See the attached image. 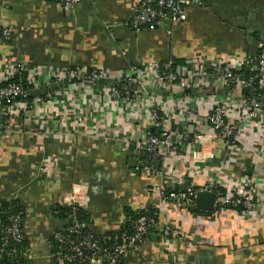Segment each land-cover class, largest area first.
<instances>
[{
  "label": "crops",
  "instance_id": "0c3cea01",
  "mask_svg": "<svg viewBox=\"0 0 264 264\" xmlns=\"http://www.w3.org/2000/svg\"><path fill=\"white\" fill-rule=\"evenodd\" d=\"M154 1L84 0L67 12L54 1L0 0V29L12 31L10 41L0 39V83L9 82L14 78L9 73L22 67L27 82L32 75L34 84L26 98L9 103L8 109L16 105L21 110L17 115L4 122L0 117V202L17 200L25 209L29 264H57L50 239L64 230L66 221L52 209L73 195L89 217L87 227L99 235L118 231L127 210L158 212V228L116 264H264V194L247 217L227 207L194 213L189 205L165 202L158 195L211 181L227 186L244 178L264 187V126L257 127L259 119H253L245 143L230 149L205 127L189 122L188 140L177 142L180 131L173 129L170 138L178 148L172 165H147L139 140L160 132L148 123V113L158 110L165 124L172 123L163 92H152L145 105L131 107L108 99L92 84L66 78L71 67L97 68L114 81L131 64L162 66L175 59L186 65L193 57L213 64L216 58L252 56L264 40V0H202L201 6L186 10L185 22L162 23L140 35L112 27ZM51 90L56 91L53 101L47 98ZM183 95L186 101L200 99L195 111L201 118L212 105L230 107L234 100H212L199 89ZM26 105L30 113L23 112ZM49 162L53 168L41 169ZM169 170L180 177L170 176ZM165 227L180 234L166 238Z\"/></svg>",
  "mask_w": 264,
  "mask_h": 264
},
{
  "label": "built area",
  "instance_id": "2783aa9c",
  "mask_svg": "<svg viewBox=\"0 0 264 264\" xmlns=\"http://www.w3.org/2000/svg\"><path fill=\"white\" fill-rule=\"evenodd\" d=\"M84 0H59V5L67 11L74 12L77 6ZM191 5H202V0H156L153 3H145L139 11L132 14L121 23H114L131 29L135 35H140L146 28H156L162 23L170 25L180 24L186 21V10ZM110 28L111 26L108 25ZM12 39L10 28L2 29V41ZM257 51L252 56L233 57L228 61L216 58L213 64L206 57H193L186 65H178L175 68L174 61L165 62L160 70L157 64L144 66L142 64L131 65L127 72L122 73L114 81L107 79L97 68L93 71H85L71 67L67 70L66 78L69 81L92 84L94 88L107 93L110 100L118 99L126 102L128 106L134 104L145 105L148 95L153 92H163V103L171 111L172 123L164 122L158 110L150 111L147 115L148 123L161 129V135L149 134L139 140V145L147 153V165L150 161H159L167 169L172 165L173 156L177 152V143L171 140L174 135L173 129L179 132L177 142L188 140L190 135L185 132L189 122H196L205 127L217 143L224 148L230 149L236 144H244L250 132L253 119L257 118V127L264 126V40L258 41ZM23 68H16L9 76L16 77L21 74ZM27 85L32 87V75L29 76ZM111 81V82H110ZM39 87V86H35ZM199 89L202 95L209 99H221L223 96L234 99L230 107L223 102L214 104L204 118L196 113L197 103L200 99L186 101L184 93L188 90ZM21 81L0 88V100L4 99L13 105L20 97L26 98L29 94ZM236 96V97H235ZM50 101L55 100L56 91L51 90L47 94ZM17 100V101H16ZM256 100H259L257 102ZM13 109L1 108L7 118L17 115L18 106ZM234 109V110H231ZM240 111V115H236ZM24 113H30L29 106L23 109ZM176 134V133H175ZM199 138L200 134H193ZM117 138L128 141V137L117 135ZM262 142V141H261ZM259 142V143H261ZM53 168V163H46L43 168ZM169 175L180 177L177 171L169 170ZM210 191L216 194V210L231 208L236 210L243 207L245 212L242 217L253 215L258 206L259 197L264 194V187L260 188L250 183L247 178L241 182L228 183L222 186L218 181H211L201 187L189 186L185 192L165 194L162 190L159 197L165 202L176 204H194L198 192ZM64 205L78 208L76 197H65ZM239 214V213H238ZM20 216L9 218V224L2 228L5 247L8 241L21 243L24 240V231L21 228ZM156 228L158 223L149 216H140L133 221L129 230L117 231L113 235L99 239L96 235H83L82 225L73 219L62 235H57L56 240L60 244L54 260L57 264H116L128 258L135 252ZM162 234L166 238L179 235V231L172 227H165ZM2 253H7L2 249ZM9 255V253H7Z\"/></svg>",
  "mask_w": 264,
  "mask_h": 264
},
{
  "label": "trees",
  "instance_id": "16d2710c",
  "mask_svg": "<svg viewBox=\"0 0 264 264\" xmlns=\"http://www.w3.org/2000/svg\"><path fill=\"white\" fill-rule=\"evenodd\" d=\"M48 1H50V2L54 1L58 4H60L59 0H48ZM0 39H2L1 29H0ZM173 61L175 63V65L173 66L174 68L178 65H181L180 61L175 60V59ZM160 64H159V66H160ZM162 69H163V65L160 66V70H162ZM19 81H21L22 85H24L26 89H27V87H28V89L31 88L27 85L26 75L24 73L17 75L16 77L11 79L7 83H3V82L0 83V88L5 87L7 85H10L12 83H18ZM8 107H9V103L6 100L1 99L0 100V117L2 118L3 122L5 121L6 115H3L4 112L1 111V108L5 109ZM158 129L160 130V132L158 131V132H154V133H150V134L160 136L161 135V129L160 128H158ZM146 161H148V157L146 158ZM153 163H152V161H150L151 165ZM174 193H179V192L174 191ZM188 208H190L189 209L190 212L199 213V211L196 210L194 204L189 205ZM73 209L74 208L68 207V206L62 205V204L55 205V207L52 209V214L54 216L61 218L62 220L66 221V225H65L64 230L61 232H58L57 234L62 235L63 232L65 231V229L72 223L73 219H75L76 221H78L82 225V233L84 236L94 234V235H96L95 237H97L99 239H103L104 237H107L109 235H113L115 233L114 232V233L108 234V235H99L97 233L90 231L89 228L87 227V223L89 220L87 213L82 208H76L75 211ZM237 211L242 214L245 212V209L243 207H240L237 209ZM126 212H127L126 213L127 221L119 229V231L129 230L131 228L133 221L136 220L137 218H139L140 216H149V217L153 218L156 222L158 220V212L156 210H150L148 212L145 210L136 211V212L131 211V210H127ZM200 214H202V213H200ZM12 216H20V220H21L20 225H21V228L23 230V220L25 218L24 207L17 200H13V201L6 200V199L2 200L0 202V264H29L28 258L26 257V253H27L29 246L27 244L25 232H24V235H25L24 240L21 243H16L14 241L9 240L8 244L5 247L3 246L4 239H3V235L1 234V231H2V228L6 227L9 224V218ZM50 246L52 247L51 251L53 252V255H57L60 244L57 242L56 237L53 236L50 239ZM2 249L6 250L7 253H9V255L7 253H2L1 252ZM72 264H79V263L75 262ZM103 264H109V263L103 262Z\"/></svg>",
  "mask_w": 264,
  "mask_h": 264
},
{
  "label": "water",
  "instance_id": "95a60500",
  "mask_svg": "<svg viewBox=\"0 0 264 264\" xmlns=\"http://www.w3.org/2000/svg\"><path fill=\"white\" fill-rule=\"evenodd\" d=\"M184 190L185 189H183V191ZM216 200L217 197L215 193L210 191H201L197 193L194 200V205L195 208L200 212H213L216 209Z\"/></svg>",
  "mask_w": 264,
  "mask_h": 264
}]
</instances>
